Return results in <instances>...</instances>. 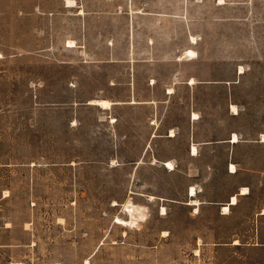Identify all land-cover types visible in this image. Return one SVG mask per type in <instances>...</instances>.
I'll use <instances>...</instances> for the list:
<instances>
[{
	"label": "rangeland",
	"instance_id": "obj_1",
	"mask_svg": "<svg viewBox=\"0 0 264 264\" xmlns=\"http://www.w3.org/2000/svg\"><path fill=\"white\" fill-rule=\"evenodd\" d=\"M68 1L0 0V264H264V0Z\"/></svg>",
	"mask_w": 264,
	"mask_h": 264
},
{
	"label": "bare ground",
	"instance_id": "obj_2",
	"mask_svg": "<svg viewBox=\"0 0 264 264\" xmlns=\"http://www.w3.org/2000/svg\"><path fill=\"white\" fill-rule=\"evenodd\" d=\"M69 6H73L71 4V1L69 0ZM79 13H84V10H81ZM192 38L194 39V36H192ZM195 41V40H194ZM68 45L69 46H74L75 45V41L73 39H69L68 40ZM196 54V51L193 50V49H188L187 50V55H192L194 56ZM240 72H244L243 70V66L240 67ZM195 80L192 79V83L194 82ZM172 88L169 89V92H172ZM131 103H136L137 101L135 99H132L130 100ZM91 103L93 104H97V105H101L103 107H106V108H110L111 105H112V101L108 100V99H93L91 100ZM233 109L235 112H238V109L236 108L235 105H232ZM194 115H197L196 113H194ZM172 132V131H171ZM173 133V132H172ZM239 141V137L236 133H234L233 135V138L231 140V142L235 143V142H238ZM192 152L193 153H197V147L195 144H193L192 146ZM156 160V159H155ZM166 164V163H165ZM167 166L170 167L171 169L174 168V165L171 161H167ZM231 171L232 172H236L237 171V168H236V165L234 163L231 164ZM197 192L196 188L194 186L191 187L190 189V194L191 195H195ZM249 193V189L247 186H243L241 187L240 189V192L239 194H247ZM155 196L154 195H150V199L151 198H154ZM188 204H193L194 207H195V211H198V208H199V204L200 202L198 201V199H189L187 201ZM238 203V194H233L231 195L229 201L223 205V208H222V212L223 213H228L231 209V206L232 205H235ZM114 204H118V202H114ZM123 210L126 212V214L128 215L127 217H121L119 215H116L115 216V219H114V222L119 224V225H122V226H131V225H139L140 221L144 220L145 217H146V213H145V206H142V205H137L135 203L132 202L131 199H128L126 200L123 204ZM163 213H166V208L163 207ZM264 213V211H263ZM235 243H238L237 240H235ZM84 264H90V257H87L85 260H84Z\"/></svg>",
	"mask_w": 264,
	"mask_h": 264
},
{
	"label": "crops",
	"instance_id": "obj_3",
	"mask_svg": "<svg viewBox=\"0 0 264 264\" xmlns=\"http://www.w3.org/2000/svg\"><path fill=\"white\" fill-rule=\"evenodd\" d=\"M191 49V48H190ZM155 82V81H154ZM187 82V81H186ZM188 84H190L189 83V81H188ZM170 88H172V87H169V86H165V88H164V90H163V92H164V95H166V97H172V94H174L175 93V90L173 89L172 90V92H169V89ZM133 99H135V98H133ZM132 100V99H131ZM137 102L136 103H131L130 102V100L129 101H124V102H126V103H129V104H134V105H138V104H147V103H153L155 100L154 99H135ZM161 122H155L154 123V127L152 128L153 129V131L151 132V134H150V139H154V138H160V137H167L168 139H174L175 137H177V135H178V132L176 131L177 130V126H169V127H167V129L165 130V132H161L160 131V128H161ZM173 133H172V132ZM195 137H196V134H195V132L193 131V130H191V133L188 135V139H187V142H188V145H187V148H186V151H187V156H196L198 153H193L192 151V146H193V144H195L196 145V147H197V145L199 146V143L201 142V141H199V140H196L195 139ZM240 141V140H239ZM206 142H208V141H203L202 143H206ZM236 143V142H235ZM197 150H198V147H197ZM167 157H171V156H167ZM231 157V156H230ZM167 161H169L168 159H166V160H164V161H162V164L166 167V169L169 171V172H172L173 170H175V168H173V169H171L170 167H168L167 166ZM166 163V164H165ZM233 162H230L229 164H228V167L230 166V164H232ZM230 172H232V171H230ZM192 187V186H191ZM191 187L188 189V196H189V198L190 199H198V201L200 202V204H199V210H200V207H201V205L202 204H204L205 202H208V201H205V199H202L201 198V190H197V192H196V194L195 195H191L190 194V189H191ZM187 201L188 200H186L184 203L185 204H187V205H190V206H193V208L195 209V207H194V205L193 204H188L187 203ZM209 203H212V204H215V203H217V202H212V201H210ZM198 210V211H199Z\"/></svg>",
	"mask_w": 264,
	"mask_h": 264
}]
</instances>
